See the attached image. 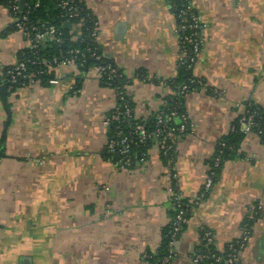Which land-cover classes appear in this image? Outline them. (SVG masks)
I'll return each instance as SVG.
<instances>
[{"label":"crops","instance_id":"1","mask_svg":"<svg viewBox=\"0 0 264 264\" xmlns=\"http://www.w3.org/2000/svg\"><path fill=\"white\" fill-rule=\"evenodd\" d=\"M99 22L98 43L128 79L135 116L146 120L178 75V20L170 0H82ZM203 44L194 75L203 85L185 97L192 127L175 140L172 160L153 138L129 167L105 156V124L117 92L96 68L62 66L55 84H24L0 95V264H154L174 218L170 189L191 203L169 264H195L200 232L219 249L261 216L240 264H264V140L244 133L205 198L194 203L220 139L247 103L264 110V0H189ZM0 4V86L29 45ZM76 29V28H75ZM76 30H79L77 28ZM173 168L177 174L174 177Z\"/></svg>","mask_w":264,"mask_h":264},{"label":"built area","instance_id":"2","mask_svg":"<svg viewBox=\"0 0 264 264\" xmlns=\"http://www.w3.org/2000/svg\"><path fill=\"white\" fill-rule=\"evenodd\" d=\"M77 1L78 0H60L59 4L62 9H65L68 12L69 17L72 18L78 16L81 10V7ZM20 2L21 0H13V3L8 8L10 15L15 22L16 28L28 39L30 47L32 49H36L48 35L55 34L57 32V28L55 25L45 22L41 25V27L34 26L32 30L29 31L28 16L23 13ZM38 5L39 3L36 4V6ZM175 14L178 20L176 29L179 48L178 67L181 65L192 67L197 63L203 44V36L202 33L200 34L199 32L201 28V18L196 13V11H194L190 3L183 5L182 8H179ZM83 21L84 20L82 19L80 22L76 24L73 23L71 25L73 28L80 29ZM98 34L99 22L96 19H93V30L91 36L93 39L98 41ZM78 53H80L79 49H73L70 51L69 57H64L61 60H54L56 63L54 67L55 76L49 80V84L60 82V78L57 75V70L62 66L78 65L80 68L85 67V55L77 58ZM93 56L96 58V60H108L106 54L103 51L98 54L93 53ZM44 62L46 63V61H43V63ZM95 68L98 73L99 81L103 78L106 69L108 70L109 78L113 77V74L116 73L117 70L112 66L106 65H98ZM26 70V62L18 60L6 71L7 84L11 86V84L16 83L20 76H25L29 79V83L27 84L40 83V81L36 79V74L34 72L26 74ZM181 90L183 92H188L189 87L187 85H182ZM116 92L117 105L115 109L107 116L105 124L109 126L110 129L113 123L116 124L115 130L109 139L107 150L113 154L118 153L123 156L122 159L114 161V164L117 167L131 166L133 162V157L131 154L134 151V147L140 144H146L150 138L154 137H156L159 142L160 151L167 155L174 148V139H176L179 135L186 133L192 127L187 114H183L178 117V123L173 125L171 122L172 117L178 116L175 111L166 116L159 114L156 121V128L152 132L147 129L144 121H139L133 124L130 120L134 119L135 112L131 99L124 91L116 90ZM253 117L254 113L245 108L240 120L241 130L244 133L253 130ZM125 122H128L126 126L129 128V130L127 131H124L123 128H121L123 127L122 124ZM257 133L261 134V132ZM173 172L174 177L177 178L174 168ZM213 185V179L210 175H208L204 182L202 192L195 198L194 203L201 202ZM170 191L172 195L173 210L175 212V216L172 221L173 238L169 244L168 255L163 257L158 264L170 263V260L173 256L172 248L174 240L184 230L188 219L186 217V209H184V198L177 190L171 188ZM251 235L252 226L247 227L245 225V232L240 237L236 238L235 241L232 240L229 242L228 250L225 252L224 249H219L215 236L211 230H205L202 232V234L200 232L204 252L199 251L196 253L193 257L194 262L195 264H240L241 252Z\"/></svg>","mask_w":264,"mask_h":264},{"label":"trees","instance_id":"3","mask_svg":"<svg viewBox=\"0 0 264 264\" xmlns=\"http://www.w3.org/2000/svg\"><path fill=\"white\" fill-rule=\"evenodd\" d=\"M77 2L81 7L80 13L78 16L71 18L69 17L68 12L60 7V0H24L23 13L28 16L29 31L32 30L34 26L41 27V25L45 22H49V24H53L57 28V32L55 34L48 35L46 39L39 44L38 48L32 49L30 45H28L20 51L18 60L26 62L27 70L25 73L34 72L36 74V79L39 80L41 84H49V80L55 76L54 67L56 63L54 60H61L64 57H69L71 50L79 49L80 53L77 54V58L85 55L84 57L86 59L85 67L81 68L83 71L95 68L98 65L112 66L117 69L116 73L113 74V77L109 78L108 70L106 69L100 83L104 86H110L117 91L126 92V86L129 81L124 76L122 71L118 69L113 62L107 59L96 60L93 56V53L98 54L103 51L98 41L93 39L91 36L93 30V19L95 20L96 18L82 0H78ZM12 3L13 0H0V4H3L7 8H9ZM37 3H39L38 6H36ZM170 3L173 5L175 12H177L183 5L189 3V0H170ZM82 19L84 21L82 22L83 24L79 30L72 27L71 24H76ZM68 24H70V27H68ZM14 28H16V26H14ZM199 32L200 34L202 33L201 28ZM43 61H46V63H43ZM195 65L196 64L192 67L187 65H181L178 67L177 77L169 81L172 92L165 98L163 104L152 116L146 120L135 116L134 119L130 121L133 124L139 121H144L147 129L152 132L156 128V121L159 114L166 116L175 111L178 116L172 117L171 122L173 125H176L178 123V117L183 114H187L185 106L186 95L191 91L200 89L203 85V83L194 75ZM9 68L10 67H8L6 71ZM5 78L7 80L6 72ZM27 83H29V79L25 76H20L16 83L11 84L12 87L10 85H8V87L10 89H15L16 87ZM182 85H187L189 87V91L183 92L181 90ZM245 108L254 113V125L252 126V129L256 132H261L260 136L264 140V110L252 103H247ZM241 117L242 114L234 121L230 133L220 139L217 144L216 154L210 160L209 175L212 177L214 183L219 177L223 162L228 157L235 155L238 151L240 142L244 136V132L241 130ZM127 124L128 122L122 124L123 127L121 128H123L124 131L129 130L126 126ZM115 127L116 124L113 123L111 127V134H113ZM175 140L176 139H174V148L167 155L161 152V155L169 160H172L175 156ZM152 141L153 138H150L146 144L135 146L134 151L131 154L133 157L132 160L134 161L138 154H145L151 146ZM105 156L113 162L122 159L123 157L121 154H113L109 150L106 151ZM183 202L184 209H186V217L188 218L191 203L186 199H184ZM260 216V210L257 207L253 208L252 214L245 221V225L247 227L252 226ZM172 228L171 224L170 228L165 230L158 254L150 257V260H152L154 264H158L163 257L168 255L169 244L173 238ZM205 230L208 229H202L201 234ZM235 240L236 239L233 241ZM224 250L227 252L228 244ZM200 251L204 252L203 246Z\"/></svg>","mask_w":264,"mask_h":264},{"label":"water","instance_id":"4","mask_svg":"<svg viewBox=\"0 0 264 264\" xmlns=\"http://www.w3.org/2000/svg\"><path fill=\"white\" fill-rule=\"evenodd\" d=\"M20 5H21V9L23 10L24 0H21ZM14 24H15V22H14ZM68 27H70V24H68ZM0 80H4V76L0 75ZM7 92H8V84L4 83L0 86V95H1L2 102L8 111L9 120H10L11 114H10V107L8 105V102H7Z\"/></svg>","mask_w":264,"mask_h":264},{"label":"rangeland","instance_id":"5","mask_svg":"<svg viewBox=\"0 0 264 264\" xmlns=\"http://www.w3.org/2000/svg\"><path fill=\"white\" fill-rule=\"evenodd\" d=\"M18 30V29H17ZM22 33V32H21Z\"/></svg>","mask_w":264,"mask_h":264}]
</instances>
